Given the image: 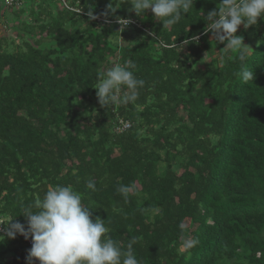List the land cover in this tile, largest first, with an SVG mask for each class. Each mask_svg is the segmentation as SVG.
I'll return each mask as SVG.
<instances>
[{"label": "trees", "instance_id": "obj_1", "mask_svg": "<svg viewBox=\"0 0 264 264\" xmlns=\"http://www.w3.org/2000/svg\"><path fill=\"white\" fill-rule=\"evenodd\" d=\"M64 1L3 8L30 19L17 43L0 37V264H34L7 224L27 228L22 211L55 185L81 193L122 249L135 239L139 264H264V18L236 33L245 82L238 50L205 33L220 0L166 26L127 0ZM129 60L138 98L102 107L98 72Z\"/></svg>", "mask_w": 264, "mask_h": 264}, {"label": "clouds", "instance_id": "obj_2", "mask_svg": "<svg viewBox=\"0 0 264 264\" xmlns=\"http://www.w3.org/2000/svg\"><path fill=\"white\" fill-rule=\"evenodd\" d=\"M127 2L131 4L130 11L137 16H143L150 9L153 17L166 26L178 23L194 7L195 0ZM218 5V10H212L204 17L207 22L205 33L210 31L225 48L238 50L241 77L245 82L252 81L254 73L246 67L247 48L243 37L236 33L242 24L248 29L257 24L258 18H264V0H220ZM109 9L115 12L110 6ZM117 22L122 26V31L130 20L117 18ZM110 65L98 72V82L94 88L99 104L107 109L136 101L138 90L144 87L145 81L135 75V63L129 60L123 64L110 62ZM86 187L96 191L91 181ZM132 190L130 185H120L117 192L127 198ZM34 208L37 210L33 211ZM21 214L27 218V228L19 222L8 223L7 235L13 239L17 233L25 239L31 237L29 261L38 260L39 264H139L133 250L135 239L128 243L126 249H122L118 241L107 235L109 230L103 220L96 218L93 221L90 208L82 203V194L70 185L50 187L41 199L26 207ZM3 239L0 236V241ZM197 243L198 240L188 239L184 241V246L191 248Z\"/></svg>", "mask_w": 264, "mask_h": 264}, {"label": "rangeland", "instance_id": "obj_3", "mask_svg": "<svg viewBox=\"0 0 264 264\" xmlns=\"http://www.w3.org/2000/svg\"><path fill=\"white\" fill-rule=\"evenodd\" d=\"M2 14L4 15V17L2 16ZM13 17H14L13 16V10L3 9V13H2V11H0V37H5L7 39L8 43L11 41V39L14 41V43H17V41H18V39L16 38L17 29L14 27L15 25H17L16 21L18 22L22 19H30V17H28V15H27V12L19 15V17L17 19H15V17L14 18ZM251 40L254 43L258 42V39L255 35H252ZM50 43H51V41H49L48 43L45 42L43 45H46V44L48 45ZM8 50H10V48ZM204 60H205V62H207L208 58H205Z\"/></svg>", "mask_w": 264, "mask_h": 264}, {"label": "built area", "instance_id": "obj_4", "mask_svg": "<svg viewBox=\"0 0 264 264\" xmlns=\"http://www.w3.org/2000/svg\"><path fill=\"white\" fill-rule=\"evenodd\" d=\"M25 1L26 0H0V7H2V8H12V7L18 8V7H21ZM29 1H31V0H29ZM37 1H39V0H37ZM60 1L63 3V5H65L64 0H60ZM97 19L100 20V18H98V17H97ZM126 127H128V123L124 122L121 129L126 128ZM1 222L2 221L0 220V234H4L5 232L1 226ZM21 236L24 238L23 235H21ZM24 240L28 243V245L32 246V240L30 237L28 239L24 238ZM34 264H39V261L34 260Z\"/></svg>", "mask_w": 264, "mask_h": 264}]
</instances>
